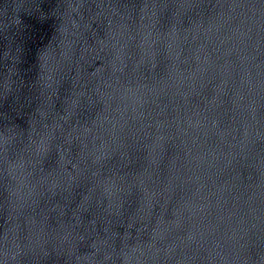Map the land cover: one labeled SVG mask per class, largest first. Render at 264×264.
Instances as JSON below:
<instances>
[{"label": "water", "instance_id": "1", "mask_svg": "<svg viewBox=\"0 0 264 264\" xmlns=\"http://www.w3.org/2000/svg\"><path fill=\"white\" fill-rule=\"evenodd\" d=\"M0 264H264V0H0Z\"/></svg>", "mask_w": 264, "mask_h": 264}]
</instances>
